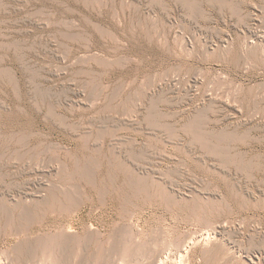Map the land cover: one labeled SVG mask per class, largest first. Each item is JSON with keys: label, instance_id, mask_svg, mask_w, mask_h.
I'll list each match as a JSON object with an SVG mask.
<instances>
[{"label": "rangeland", "instance_id": "obj_1", "mask_svg": "<svg viewBox=\"0 0 264 264\" xmlns=\"http://www.w3.org/2000/svg\"><path fill=\"white\" fill-rule=\"evenodd\" d=\"M41 263L264 264V0H0V264Z\"/></svg>", "mask_w": 264, "mask_h": 264}, {"label": "bare ground", "instance_id": "obj_2", "mask_svg": "<svg viewBox=\"0 0 264 264\" xmlns=\"http://www.w3.org/2000/svg\"><path fill=\"white\" fill-rule=\"evenodd\" d=\"M74 190H76V189H74ZM67 191H68V190H67ZM65 192H66V191H65ZM77 194H78V193H77ZM100 195H101V194H100ZM77 198H78V196H77ZM73 200H74V199H73ZM57 201H58V200H57ZM58 202H59V201H58ZM78 203H79V202H78ZM78 203H77V204H78ZM76 206H77V205H76ZM24 214H25V213H24ZM26 215H27V214H26ZM27 216H28V215H27ZM28 217H29V216H28ZM62 244H63V243H62ZM45 245H47V244L45 243ZM46 247H47V246H46ZM63 247H64V246H63ZM65 247H66V246H65ZM139 247H140V246H139ZM17 249H18V248H17ZM20 249H21V248H20ZM42 249H44V246H43ZM45 249H46V248H45ZM45 249H44V250H45ZM47 249H48V247H47ZM69 249H70V248H69ZM125 249H126V248H125ZM143 249H144V247H143ZM127 250H129V249H127ZM141 250H142V249H141ZM143 251H144V250H143ZM44 252H45V251H44ZM28 253H29V252H28ZM30 253H31V252H30ZM129 253H130V252H129ZM145 253H146V252H145ZM145 253H144V254H145ZM45 255H47V254H45ZM45 255L43 254V256H45ZM128 255H129V254H128ZM182 255H183V254H182ZM31 256H32V255H31ZM43 256H42V257H43ZM124 256H125V255L123 254V257H124ZM144 256H145V255H144ZM184 257H185V256H184ZM147 258H148V257H147ZM167 258H168V257H167ZM45 259H46V257H45ZM47 259H48V258H47ZM40 261H42V260H40ZM44 261H45V260H44ZM44 261H43V262H44ZM127 261H128V260H127ZM136 261H138V260H136ZM140 261H141V260H140ZM166 261H167V260H166ZM46 262H47V261H46ZM125 262H126V261H125ZM163 262H165V261H163ZM163 262H162V263H163ZM132 263H133V262H132ZM134 263H135V262H134ZM139 263H140V262H139ZM139 263H138V264H139ZM41 264H42V263H41ZM43 264H44V263H43ZM46 264H47V263H46ZM146 264H147V263H146ZM170 264H171V263H170ZM181 264H182V263H181Z\"/></svg>", "mask_w": 264, "mask_h": 264}]
</instances>
